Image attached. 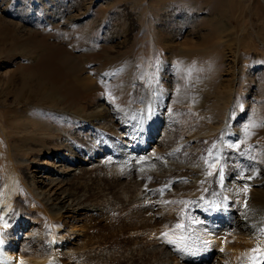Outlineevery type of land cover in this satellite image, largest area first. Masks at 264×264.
Listing matches in <instances>:
<instances>
[{
	"label": "rangeland",
	"instance_id": "374dc122",
	"mask_svg": "<svg viewBox=\"0 0 264 264\" xmlns=\"http://www.w3.org/2000/svg\"><path fill=\"white\" fill-rule=\"evenodd\" d=\"M160 90L170 91L168 117L156 120L145 110ZM51 93L82 122L67 129L45 113ZM28 107L44 111L33 119L36 133L26 124L38 141L17 142L9 158L3 132L20 134L17 116ZM140 113L147 134L134 126ZM228 124L244 136L223 139ZM73 144L88 160L84 176L72 164ZM221 145L237 167L264 169V0H0V157L11 159L0 160V181L15 166L20 176L3 233L23 264L51 259L45 209L61 226L54 264H229L228 250L246 242L263 252L258 226H237L236 207L225 206L232 212L220 220L221 206L211 212L217 206L209 202L208 217L189 215L203 196L180 183L217 182L222 164L213 154ZM172 168L175 190L157 183L160 196L141 199L137 217H119L120 201L107 190L85 194L99 176L119 172L118 190L143 189L139 174Z\"/></svg>",
	"mask_w": 264,
	"mask_h": 264
},
{
	"label": "bare ground",
	"instance_id": "6f19581e",
	"mask_svg": "<svg viewBox=\"0 0 264 264\" xmlns=\"http://www.w3.org/2000/svg\"><path fill=\"white\" fill-rule=\"evenodd\" d=\"M30 7H31V5H30ZM26 52H28V51H25V53ZM30 52H32V51H30ZM27 54H29V53H27ZM32 54L34 55V53H30L29 55L24 57L25 60H27V61L33 60L34 57L32 56ZM51 66H53V65H51ZM19 79L23 80V78H21V77H19ZM87 79L88 78L84 77V78L77 79V80H78V82L84 84ZM87 82H88V84L91 83L89 81H87ZM168 93H165V92L160 90L157 94H155L154 98L152 100V103L151 104L147 103L148 106L145 110V114L149 113L150 110H152L153 116L156 120H159L162 118L163 119L167 118L168 113L165 110H166L167 103L169 100ZM52 94L53 93H51V95ZM53 95H52V101L50 100L51 101L50 108H49V110H45V113L52 114L56 118L55 122H58L59 125L64 126L67 129H70V127H71L70 126L71 124H69L71 122V120L76 121L77 124L82 122L79 118H76L75 116L71 117L66 112H64L61 108L60 109L57 108L56 103H58L59 101H62V100H60L61 99L60 95L59 96H55L56 94H53ZM48 96H50V95H48ZM27 98L29 99L32 97L29 94ZM60 103H62V102H60ZM20 110H22V114L19 115L20 117L17 116L18 117L17 119L20 123H25L24 127H22V128H19V125L17 126L19 130L21 129L20 134H17L15 132L17 135H13V140H12L9 138L7 132L4 130V132H3L4 137L1 138V140H3L1 142H3L6 145L5 148H7V151L9 153L8 154L9 158H11V156H12V153H11L12 147L17 148V146H18L16 144L17 142L26 144L27 141H29L30 139L37 140L36 138H38V137H35L34 134L28 133V131H27L28 127L26 124L30 125V123L33 122L36 125L38 119L35 118L36 117L35 115L38 112L44 113V111H42L38 108L29 109V107H28L24 110L23 109H20ZM84 110L85 109L83 108L75 114L76 115L82 114L83 112H85ZM123 113H125L127 116H129L131 114L130 107L124 108ZM93 116L91 115V116H83V117L88 118V119H86V120H88V122L87 121L86 122L90 123V121L95 120L92 118ZM142 117H141V113L139 114V116H136L134 126L136 127V130L147 134L148 133V126L146 124V118L147 117H145V122L142 120ZM131 118H134V117H131ZM17 119H14V120H17ZM33 119H36L37 121L34 122ZM6 120L7 119H5V121ZM14 120H12V121H14ZM7 123H10V121ZM12 124H13V122L10 123V125H12ZM239 125H241V123ZM229 126L230 125L228 124V127H226L225 128L226 130L223 132V134H224L223 139H226L227 141L233 142L234 137L237 133H238L237 136H240V135L244 136L243 135L244 129L242 128V126H240V128H242V129H238V130L236 128L230 129ZM12 127H15V126H12ZM38 129H39V125H36L35 133L37 132ZM143 139H144V137H143ZM39 141L44 142V143L52 142V140L48 141L45 138H40ZM101 144L103 145V147H106V143L102 142ZM73 149H74V153L72 156V158H73L72 164L74 166H77V167L80 166V168H79V169H81L80 173H81V175L84 176V174L86 173L85 170H87V168H85L83 166H84V164H86L88 162V160L84 156L83 150L80 149L78 146L73 144ZM213 156L215 158L214 159L215 161L222 164V166L219 170V173L217 174V177H218L217 182L215 181V183L212 185L211 182L213 180H215V177L210 176L209 178L202 180V184H201L202 186H199V185L193 186V185H189L185 182L180 183V189L182 188L185 191H187V190L191 191L190 189L194 188L195 192L200 191L202 196H203L202 199L199 201V203L196 204V205H200V206L198 208H196L195 211L192 210V213L190 212L189 215L190 216H192V215L198 216V212H196L197 210H200L201 212L204 211V213H206V210L209 209V207H208V202H209V205L212 204L214 207L217 206L216 209L213 207L214 209H212L211 212H213L214 210H217V208L219 206H221V208H219V210L216 211V214L220 215V217H218L220 220L223 218L221 216L226 215V217H227L228 215H230V212H232V211L226 210L225 206H227V205L228 206H234V208L236 207L235 210L238 211L235 219H237L239 217V220L237 219V222H236L238 224L237 226H239L240 223H242L243 226H247V227H252V226L257 225L258 226V230H257L258 236H261L264 238V169H261L258 172L252 173L250 171L251 169H249L250 168L249 164H245L244 167H246V169H242L244 167H237L238 165L234 164L236 161L235 158H233L232 156L231 157H229V156L225 157V154L223 153V150H222V145L220 147H218V149L215 150ZM2 158L5 159V156L0 157V160ZM5 160L7 162H9L11 159L6 158ZM5 160H3L2 162L6 163ZM6 167H8V166H6ZM7 169H9V168H7ZM178 171H180V170H178ZM175 172H177V170H174L173 168L170 169L168 174H166L165 176L164 175L160 176V175L155 174L154 172H148V171L143 172V173L140 172L141 174H139V175H142L143 181L145 182L144 188L141 189V187H140V186H142L143 183L142 184L138 183L136 188L133 185H131L129 187H124V188L122 187L123 191L118 190V185H120L122 177H123L119 172L116 173V175H114V176H99V177H97L95 182L97 184H100V185L96 186L95 188L89 187L88 189H85V194L89 193V195H90L91 193L94 192L95 189H97L96 193H100V194H102L106 190L109 191L110 194H113L112 197L114 196L117 198V200L120 201L118 203L122 206V209H120L121 211L117 212L119 217L121 216L120 213H122L123 215H126L127 219H130L134 216L137 217V215L138 216L142 215L144 207L142 208L140 206V203H142L140 201L141 199H143V198L146 199L147 197H149L150 199H156V197L160 196V191L162 192V190H160V188L156 189L154 187L157 183H160V185H165L168 183V184H170V188H168V189L172 192L175 190L176 183H173V182L169 183L171 180L174 181L176 176L174 177V176H172V174ZM7 173H9V174L5 175V178H3L4 180L0 181V264H23L25 262V258L22 255H20L19 253L17 255H13L10 252L11 244L8 241L9 236L6 237L3 233V230H5L4 228L7 224V219H8L7 216L10 213V211L13 210L14 197L16 195L15 189L17 186V179H18V177H20V176H18V174L16 172V166L13 167ZM182 175H184L183 172H181V175H179V176H182ZM221 176H222V178H221ZM21 178H23V177H21ZM198 178L202 179L203 176L199 175ZM166 180H168V181H166ZM173 184L175 187L171 188V187H173ZM96 193H94V195ZM126 193H128L130 195L125 196ZM20 194L22 195L23 192L21 191ZM194 194H196V193H193L192 196H194ZM67 195L76 197L75 195H78V193L75 190L71 189V191H70V189H69V193ZM94 195H93V197H94ZM96 196H97V194H96ZM193 198H196V197H193ZM190 200L191 199H189L188 201H190ZM78 202H80V201H78ZM238 202H240V203H238ZM61 203H63V201H61ZM81 203H82V201H81ZM63 206H65V205L63 204ZM83 207H85V206H83ZM45 210H46L45 214L47 216V224H48V232H49V234H48L49 244H48V247H46V250H44V254H45V256L51 257V259L48 262H46L45 264H54L55 259H56L55 255L58 253L57 247L59 248V246H60L58 229L61 226H57L54 222V220H55L54 217L47 211V209H45ZM117 214H115V215H117ZM201 214L203 215V213H201ZM203 216L208 217V213L204 214ZM253 236H255V235H253ZM8 246H9L10 250L8 249ZM254 250H258V249L252 248L251 242L234 244L232 246V248H230L228 250V252L226 254V258L229 260V264H264V251L259 253L258 252L259 250L257 252ZM189 251H190V249H189ZM154 253L155 252H152L153 256H155ZM198 253H199V256H201V257L203 255L207 254L205 252L200 253V251L196 252L195 254L198 255ZM122 259H120V261Z\"/></svg>",
	"mask_w": 264,
	"mask_h": 264
},
{
	"label": "snow or ice",
	"instance_id": "6c2138e0",
	"mask_svg": "<svg viewBox=\"0 0 264 264\" xmlns=\"http://www.w3.org/2000/svg\"><path fill=\"white\" fill-rule=\"evenodd\" d=\"M211 174V173H210ZM221 178H222V176H221ZM178 227H182V225H178ZM254 251H258V250H254Z\"/></svg>",
	"mask_w": 264,
	"mask_h": 264
}]
</instances>
